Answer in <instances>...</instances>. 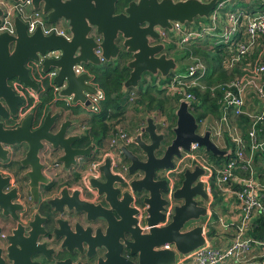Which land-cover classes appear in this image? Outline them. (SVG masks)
I'll use <instances>...</instances> for the list:
<instances>
[{
    "label": "water",
    "instance_id": "obj_1",
    "mask_svg": "<svg viewBox=\"0 0 264 264\" xmlns=\"http://www.w3.org/2000/svg\"><path fill=\"white\" fill-rule=\"evenodd\" d=\"M31 2L47 22L63 21L70 38L45 35L40 27L29 34L18 15L15 33H0V163L9 160L15 147L26 148L16 179L0 172V224L9 231L0 246V264H177L178 256L207 243L201 221L208 216L211 197L200 179L205 169L198 164L185 169L173 192L171 219L161 224L167 181L160 173L173 168L174 159L193 143L215 156L231 153L214 143L209 129L198 131L190 100H179L172 127L163 118L157 120V114H147L131 144L119 145L127 162L126 179L112 173L106 157L98 167L101 177L89 178V188L80 190L50 180L43 159L57 154L52 165L72 171L92 154L94 144L74 145L81 135L69 132L75 121L63 120L61 108L54 111L49 105L39 119L32 109L20 119L28 103L17 89L39 93L47 82L59 88L58 96L90 110L91 95L100 89L92 74L77 75L73 65H100L116 59L122 49L131 55L123 89L137 88L146 74L165 78L178 64L164 50L159 30L173 31V22L208 19L217 0H131L120 11L119 0ZM53 50L58 57L42 58ZM51 69L56 74L50 82L45 75ZM169 131L173 138L162 146Z\"/></svg>",
    "mask_w": 264,
    "mask_h": 264
},
{
    "label": "built area",
    "instance_id": "obj_2",
    "mask_svg": "<svg viewBox=\"0 0 264 264\" xmlns=\"http://www.w3.org/2000/svg\"><path fill=\"white\" fill-rule=\"evenodd\" d=\"M208 1V0H202ZM244 0H217L213 10L210 12L211 25L203 26L200 30L184 28L178 22H173L174 29L181 32V42H186L190 38L199 37L204 33H215L220 36V43L224 44L229 49L235 45L231 57L228 59L226 66L232 68L237 64L243 62L248 56L256 52V57L252 63L245 64L242 70L246 71V75L236 76L232 80L219 84L223 92L224 108L222 113V120H226L228 115H239L244 111L245 96L249 92L258 94L261 98L264 97V43L260 39L264 37V9L253 14H246L242 8L241 10L230 9L225 13V21L220 33L215 32L218 27V11L229 6L230 4L238 3ZM0 8L3 14L0 17V33L8 32L15 33L14 17H18L26 24V29L29 34H32L38 27L45 35L56 33L70 38V33L61 28L56 23L49 24L48 27H43L42 23L47 22L45 13L40 9L33 7L31 0L17 1L14 0H0ZM173 29V30H174ZM161 40L166 36L165 30H159ZM167 38V37H166ZM99 42V37L96 38ZM181 44V43H180ZM95 52L100 55V48L97 47ZM59 52L56 50L45 53L42 57H58ZM103 58H101L102 60ZM75 74H80L86 71L83 64H75L72 67ZM56 74L55 69H51L46 73V77L51 82ZM206 74L205 64L196 59V62L191 63L188 71L185 74L175 73L172 75L168 90L170 93H175L181 99H194L193 93L185 92L184 87L190 88L193 86H200L204 88L200 79ZM54 93L57 94L59 88L54 86ZM17 91L24 97L32 96L34 94L30 90H23L18 88ZM131 95L134 94L131 92ZM58 99L70 103V98L58 96ZM56 98V99H57ZM104 98L103 92L100 90L98 94L91 95L92 105L90 111H95L99 108L100 100ZM36 100V98H34ZM32 106H27L20 112V118ZM228 110L230 113L228 114ZM252 124L247 131L249 144L243 145L242 137L233 138L236 144L234 156L226 161L222 166L216 167L209 162L207 155H204L199 150L196 143L191 144L190 150H183L180 157L174 159V167L165 169L162 176L167 181V189L163 196L167 200L164 209L165 224L170 221L174 212L175 200L173 199V192L177 187V177L183 175L185 169H193L195 164L204 168L206 173L200 177L205 182L208 188L210 183H215L218 187H223V190L231 193L237 203L239 209L238 222L235 225V230L231 241L224 247H215L208 241L205 245L197 248L191 254L182 256L180 262L189 259L188 264H264V239H258L248 234L250 224L253 218L264 212V205L262 199L264 194V184H261L254 175V157L258 150L264 153V138L258 136L262 131L264 124V105H262L256 112L250 114ZM134 134L128 133L126 130L119 128L117 133L110 137L109 147L98 152L93 159L89 160L84 181L93 176L99 178L101 172L98 167L104 163L106 157L110 158V168L112 173L123 177L124 171H127V164L122 159L119 145L124 144L129 146L132 142ZM264 162V154L262 156ZM47 167V164L45 162ZM52 165V164H51ZM57 168V164H54ZM49 168V167H48ZM247 173V174H246ZM239 185L235 188L234 185ZM142 227H144L142 225ZM3 235V234H1Z\"/></svg>",
    "mask_w": 264,
    "mask_h": 264
},
{
    "label": "trees",
    "instance_id": "obj_3",
    "mask_svg": "<svg viewBox=\"0 0 264 264\" xmlns=\"http://www.w3.org/2000/svg\"><path fill=\"white\" fill-rule=\"evenodd\" d=\"M129 1L130 0H119L117 5L118 10H121L122 7L125 6ZM241 2L243 1L238 3L240 4ZM259 7L263 8L264 2L261 3ZM223 14H225V10ZM197 19L203 23L206 21L210 22L209 25H211L210 17L208 19ZM207 25L208 23L205 26ZM215 32H219V29L215 30ZM206 34L207 33H204L203 35L196 37L197 39H195V43L190 41L187 42L186 47L189 50H185V56H179V59H181L180 61H183L188 55H193V58L199 59L206 66V74L200 79L201 83L204 85V88H201L200 86H193L190 88L184 87L185 92L189 91L195 96V98L190 101L189 109L196 117L198 123L207 117H214L218 119L222 116L224 111L223 92L221 88L218 87V85L224 84L225 82L236 78V76L239 75L236 73L241 72V68H243L245 64L252 63L256 57V52H254L249 57L247 56L243 62L228 69L226 63L235 50V45L229 49L224 44L220 43V36L217 34L213 33V37H209ZM200 38H203V41L198 45L197 42L202 40ZM260 42L264 43V37L260 39ZM203 44L206 45L205 48L201 47ZM208 44H211L210 48H208ZM200 56L201 58H199ZM130 58V53H127L124 49H122L116 59L104 61L100 65L85 66L89 68V72L93 75V83H95L103 92L104 98L99 102L100 110L96 113L90 114L89 119L87 120L88 127L85 129L84 134L81 135V138L74 143L75 146L86 147L90 143H93L100 148L102 147L103 141L108 136H114L119 128H122L123 130H126L128 133L132 134L128 129L121 126V124L125 121V118H123L122 115L128 105H131L132 109L135 111H141L143 114L151 113L153 111L165 116L167 121L174 122L176 119L174 110L181 99V97L177 94L169 93L168 98L164 95H160V93L163 91H159L157 93L158 96H156L153 92V88L145 85V80L140 82L137 88H128L126 90L123 89L122 84L128 77L130 71L126 65V62ZM194 62L196 61H193V63ZM187 66L188 64H181V71L183 72L182 74L187 73L189 67ZM212 86L214 87V90H211ZM131 92L134 94L133 96H131ZM39 93L40 97L33 108L38 119L41 118L43 112L48 109L49 103L59 104L61 107L69 108L72 112H80L79 109H75V107L72 106H66L65 102L54 98V88L47 84V82L44 83V87L39 91ZM30 101H32V99H30ZM244 111L245 112L239 115H234L233 119H235V122L241 130L243 145L248 146L249 138L247 131L252 124V118L250 116L251 112H249V110L244 109ZM229 113L230 111L228 110V114ZM259 126H262V131L258 133V136L264 138V124ZM170 127L171 126L169 125V128ZM169 133L171 138L173 133L171 131H169ZM225 136L226 148L231 150V153L228 156H215L210 152L204 151V154L208 156L209 162L216 165V167L222 166V164L231 159L234 156L235 151L238 149L235 146L236 144L229 138V136ZM263 154L264 153H262L261 150H258L254 157V175L261 184H264V162L262 161ZM90 157L91 155L89 158ZM93 157H95V155H93L91 159H93ZM74 175L77 176V173ZM210 187L211 193L214 196V202L211 204V219L206 233L207 238L209 239L215 237L217 234L216 223H213V221H218L215 205L217 202L221 203L222 201L220 188H217L218 186L213 182L210 183ZM234 187L239 188V185H234ZM262 192L264 194V189ZM262 202L264 205V198L262 199ZM248 234L258 239H264V212L253 218L252 223L250 224V229L248 230ZM213 246L219 247V245L215 243Z\"/></svg>",
    "mask_w": 264,
    "mask_h": 264
},
{
    "label": "crops",
    "instance_id": "obj_4",
    "mask_svg": "<svg viewBox=\"0 0 264 264\" xmlns=\"http://www.w3.org/2000/svg\"><path fill=\"white\" fill-rule=\"evenodd\" d=\"M263 2L264 1L258 2L256 0H245V1L241 2L240 4L239 3H237V4L244 11L250 12L251 14H253L257 11H262L264 9V7L263 8L259 7L260 4ZM256 8H258V10ZM230 9H233V8L228 7L225 10V12H227ZM48 24H51V23L48 22ZM56 24H58L61 28H63L66 31V29H65L66 24L63 21H59ZM14 28H15V26H14ZM86 71L89 72V70H87V69H86ZM89 74H91V73L89 72ZM236 74H239L237 76L240 77L242 75H246L247 73L245 70H242V68H241V72L236 73ZM32 93L34 94V98H36V100H38L40 97V93L39 94L34 93V92H32ZM155 95L158 96V94H155ZM27 97H28V95H27ZM31 97L32 96H30L29 98H31ZM57 97H58V94H55L54 98H57ZM36 100L34 99V102H36ZM60 100L61 99H59V101ZM61 101L65 102L64 100H61ZM244 101H245V107H243V108L245 110H251L252 109L251 113H253V112H256V110H258L264 104V97L261 98L258 94L253 93V92H249L246 94ZM30 104H32V103H30ZM30 104H29V107H30ZM51 104L49 103V105H51ZM65 104H66V102H65ZM51 106H52V109L54 111H56L60 108L63 110V112H64V116L62 117L63 120L65 118H67V119L69 118V119H72L75 121L74 129L70 130L69 132L80 134V135L84 134L85 129H87V127H88L87 120L89 119V116L92 113L88 108H84L80 104H75V103L72 104V102H70L69 106L75 107V109H79L80 112L76 113L74 111L73 112L70 111L69 108L61 107L59 104L53 103ZM147 114H157V120H160L161 118L166 120V117L159 114V113L152 111L151 113L143 114L141 111H135L134 109H132L131 105H128L125 108V111L122 115L123 118H125V121L121 124V126L128 129L129 132H131L132 134H135L143 126L144 117ZM233 117H234V115H233V113H231L225 121L222 120V116L219 117L218 119L215 118L216 120H218V123L215 126H212L210 124H207V125L205 124L202 132H204V130H206V129H209L210 133H211V138L216 145L218 142L221 143L220 141L223 142L226 139L225 135L229 136V138L231 140L235 137H238V136L241 137L242 136L241 130H240L239 126L237 125V123L235 122V119H233ZM211 118H214V117H211ZM167 124L169 126L168 121H167ZM199 124L201 125L202 122H199ZM109 139H110V137L108 136L103 141L102 147H100V148L95 144L93 146V151H92L91 157L93 155H96L98 152L107 149L109 147ZM224 146H225V147H223L224 150L229 149V148H226V141L224 142ZM201 152L204 154L203 149L201 150ZM204 155H206V154H204ZM22 156H21V154H19V152H15V153L13 152L10 154L9 160L6 162H3V163H8L11 161L16 162ZM56 157H57V154H56V156L54 155L53 159H50V158L49 159H46V158L43 159L44 162H46V164H47V169H45L44 174L50 180L59 181L60 187L63 185H68L69 188H71V189L77 188L80 190L84 186L89 188L87 182H88V179L93 177V176L88 177L84 181V175L86 174V169L88 167L89 159H91V157L90 158L89 157L83 158L82 160H80V163H79L80 165L76 166L74 169H72V171H75L77 173V176H74L73 175L74 173L71 170H65L64 168H62L63 167L62 164H61V166H57V168L55 167V165H51ZM6 167L7 166L1 167L0 172H2L5 175H9L10 171H8ZM14 179H15V176L13 175L12 180H14ZM206 188L209 191L211 199H210V203H209V207H208L209 208L208 216L206 218L202 219L201 223L205 224V229H206V233H207L208 224L210 223L211 213H212L211 204H212V202H214V196L211 193V187L208 188L206 185ZM217 188H220V190H221L220 193H221V197H222L221 203L217 202L215 205V210H216L217 215H218V221H213V223H216L217 234L215 237H213L211 239L207 238V241L212 245H214V243H215V244H218L219 247H224L225 245H227L231 241V239L233 237V233L235 230L234 224H236L238 222L239 209H238V203H237L235 197L231 193L223 190V187H217ZM93 192L95 193V191H93ZM206 237H207V235H206ZM180 259H181V257L178 256L177 264L180 262Z\"/></svg>",
    "mask_w": 264,
    "mask_h": 264
},
{
    "label": "rangeland",
    "instance_id": "obj_5",
    "mask_svg": "<svg viewBox=\"0 0 264 264\" xmlns=\"http://www.w3.org/2000/svg\"><path fill=\"white\" fill-rule=\"evenodd\" d=\"M131 1V0H130ZM245 1V0H244ZM256 1H258V2H261L262 0H256ZM229 6H227V7H225V8H223V9H221V10H219L218 11V29H219V32L218 33H220L221 31H222V27H223V25H224V22H226L225 21V14H223V12H224V10H226L227 8H228ZM230 7H232L233 8V10H241V7L237 4V3H234V4H230ZM257 10H258V8H256ZM120 11V10H119ZM226 13V12H225ZM246 14H250V12H248V13H246ZM224 15V16H223ZM210 16H211V14H210ZM208 23V25L210 24V22H201L200 20H198L197 18H195L194 19V22L193 23H185L184 25H182V29H184L185 27L186 28H190V29H192V30H194V29H200V28H202V26L203 25H206ZM42 26L43 27H48L49 26V24H47L46 22H43L42 23ZM165 33H166V36L165 37H163L162 38V40H160L162 43H164L165 44V51L167 52V54L169 55V56H172V57H174L175 58V60H176V62H177V64H178V69L177 70H174L173 72H171L167 77H165V78H163V77H161L160 75H158V76H152V75H149V74H146L145 76H144V79L143 80H145V82L144 83H146L145 85L146 86H150V88H153V92H154V94H157L159 91H163L162 93H160V95H163L164 94V96L165 97H168L169 98V93L171 92H169V90H168V85H169V83H170V80H172L171 79V75H172V73H175V72H177V73H183L182 71H181V64L182 65H187L188 64V66L191 64V63H193V61H196V58H193V55L191 56V55H188L187 57H185V59L183 60V61H180L181 59H179V56H185L184 54H186V52H185V50H189V49H187V47H186V43L187 42H194L195 43V39H197L196 37H193V38H190L188 41H186V42H181L180 41V43H179V40H180V38H181V32L180 31H178L177 29H174L173 31H169V30H165ZM207 36H209V37H213V33L212 32H210V33H207L206 34ZM167 37V38H166ZM200 39H202L200 42H197V44L199 45V43H201L202 41H203V38H200ZM196 44V45H197ZM189 45V44H188ZM210 46H211V44H208V48H210ZM202 48H205L206 47V45H202L201 46ZM199 58H201V56L199 57ZM180 61V62H179ZM88 66V65H87ZM187 66V67H188ZM86 69L87 70H89V68L88 67H86ZM229 69V68H228ZM155 85V86H154ZM154 86V87H153ZM211 90H214V87L212 86L211 87ZM132 96V95H131ZM194 96V95H193ZM194 98H195V96H194ZM256 104V103H255ZM256 106V105H255ZM254 106V107H255ZM100 110V106H99V108L97 109V110H95V111H91L92 113H96V112H98ZM252 110V109H251ZM251 110H249L250 112H251ZM176 120V119H175ZM175 120H174V122L173 121H168L169 122V125L170 126H173L174 125V123H175ZM217 121V122H216ZM202 122V124L199 126V128H198V131H200V132H202L203 131V127H204V125L206 124H210V125H212V126H215L217 123H218V120H216L215 118H211V117H208V118H206V119H204V120H202L201 121ZM169 138H170V136H169ZM169 141V139L168 140H166V141H163V143H162V146L163 145H165V144H167V142ZM221 143H217V146L219 147V148H222L223 149V147H225L224 146V142H225V140L222 142V141H220ZM202 150L203 148H199V150ZM204 150V149H203ZM208 157V156H207ZM161 174L162 173H160V176H161ZM163 175V174H162ZM181 180H182V176H180V177H177V186L180 184V182H181ZM189 263V259H187V260H185V261H182V263L181 264H188Z\"/></svg>",
    "mask_w": 264,
    "mask_h": 264
},
{
    "label": "flooded vegetation",
    "instance_id": "obj_6",
    "mask_svg": "<svg viewBox=\"0 0 264 264\" xmlns=\"http://www.w3.org/2000/svg\"><path fill=\"white\" fill-rule=\"evenodd\" d=\"M153 42H156V41H153ZM30 96H28V97H25V99H27V103H28V106H29V104L30 103H32V104H30V106H32L30 109H29V111L30 110H32L35 106V103L38 101V100H36V102H34V98L33 97H31V98H29ZM30 99H32V101H30ZM29 111H27L26 112V114L29 112ZM24 116V115H23ZM22 116V117H23ZM21 117V118H22ZM20 118V119H21ZM20 119H18L17 120V122L16 123H18L19 122V120ZM200 125V124H199ZM200 132V131H199ZM200 133H202V132H200ZM173 138V136L170 138V140ZM170 140L168 141V143L170 142ZM132 147V146H131ZM132 148H134V146L132 147ZM25 150H26V148H25V146H23V145H20V146H17V147H15L14 148V150H13V152L15 153V152H19V154H21V156L23 155V153L25 152ZM204 151V150H203ZM205 153V152H204ZM92 155V154H91ZM89 157V156H88ZM20 158H22V157H20ZM20 158L15 162H13V161H11V162H8V163H0V168L1 167H3V166H7L6 168H7V170L8 171H10V173H9V175H11L12 176V178H13V175H15L18 171H19V169H21L20 168V164H19V160H20ZM123 160H124V162L127 164V162H126V160L124 159V158H122ZM44 172H45V170H44ZM21 176H22V173H21ZM75 176V175H74ZM100 177H101V175H100ZM99 177V178H100ZM18 178V177H17ZM123 178L124 179H126L127 177L124 175L123 176ZM15 179H16V176H15ZM128 180H129V177H128ZM25 182H27V180H25ZM13 185H16V184H13L12 183V186ZM0 221L3 223L4 222V220L0 217ZM0 226H1V231H0V246L1 245H3L4 244V241H5V238L7 237V235H8V233H9V231H8V228H5L2 224H0ZM1 234H3V235H1ZM132 258H134V257H132Z\"/></svg>",
    "mask_w": 264,
    "mask_h": 264
}]
</instances>
